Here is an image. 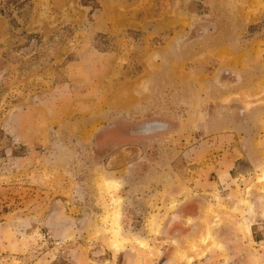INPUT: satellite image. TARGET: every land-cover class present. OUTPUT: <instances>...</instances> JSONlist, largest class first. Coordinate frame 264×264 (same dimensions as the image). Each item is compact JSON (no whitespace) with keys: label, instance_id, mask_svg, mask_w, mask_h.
Instances as JSON below:
<instances>
[{"label":"rangeland","instance_id":"374dc122","mask_svg":"<svg viewBox=\"0 0 264 264\" xmlns=\"http://www.w3.org/2000/svg\"><path fill=\"white\" fill-rule=\"evenodd\" d=\"M0 264H264V0H0Z\"/></svg>","mask_w":264,"mask_h":264},{"label":"bare ground","instance_id":"6f19581e","mask_svg":"<svg viewBox=\"0 0 264 264\" xmlns=\"http://www.w3.org/2000/svg\"><path fill=\"white\" fill-rule=\"evenodd\" d=\"M170 195V194H169ZM176 195V194H175ZM174 195V196H175ZM158 223H155V221L152 222V229L156 231ZM205 241V240H204ZM202 240V242H204ZM114 243H120V241H114Z\"/></svg>","mask_w":264,"mask_h":264},{"label":"crops","instance_id":"0c3cea01","mask_svg":"<svg viewBox=\"0 0 264 264\" xmlns=\"http://www.w3.org/2000/svg\"><path fill=\"white\" fill-rule=\"evenodd\" d=\"M251 234H252V232L250 231V236L252 237V235H251Z\"/></svg>","mask_w":264,"mask_h":264}]
</instances>
